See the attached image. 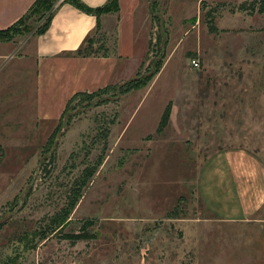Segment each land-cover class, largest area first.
<instances>
[{"label":"rangeland","instance_id":"rangeland-1","mask_svg":"<svg viewBox=\"0 0 264 264\" xmlns=\"http://www.w3.org/2000/svg\"><path fill=\"white\" fill-rule=\"evenodd\" d=\"M243 1L149 0L147 35L140 33L127 75L151 74L150 62L161 55L162 64L126 94L118 88L129 79L76 99L58 119L38 121L33 96L27 106L15 96L20 89L9 103L0 93V264L215 261L212 250L230 243L231 227L209 220L197 192L199 169L234 146L264 160V12L252 10L251 0L247 10H232ZM56 2L35 5L16 33L35 34ZM168 104L169 121L158 132ZM98 157L82 184L83 169ZM77 190L67 224L41 237ZM215 230L225 232L224 242L215 241Z\"/></svg>","mask_w":264,"mask_h":264},{"label":"crops","instance_id":"crops-1","mask_svg":"<svg viewBox=\"0 0 264 264\" xmlns=\"http://www.w3.org/2000/svg\"><path fill=\"white\" fill-rule=\"evenodd\" d=\"M81 1L98 7L109 0ZM34 2L0 0V29L16 23ZM117 3V11L104 12L97 21L95 15L62 2L44 33L16 34L10 40H0V93L5 91L6 102L10 98L14 101L10 92L20 89L15 96L23 99L22 104L28 106L33 96L36 120H55L73 94L90 93L129 79L127 66L136 59L139 35H147L149 0ZM89 45L98 52L77 53ZM141 63L142 58L132 68L134 73ZM197 192L212 215L209 220L215 226L231 227L230 243L224 242V231L215 230V241L224 244L212 250L215 261L207 264H264L263 158L241 146L215 152L199 169ZM205 248L208 252L211 247L207 244Z\"/></svg>","mask_w":264,"mask_h":264},{"label":"trees","instance_id":"trees-1","mask_svg":"<svg viewBox=\"0 0 264 264\" xmlns=\"http://www.w3.org/2000/svg\"><path fill=\"white\" fill-rule=\"evenodd\" d=\"M260 1L263 0H251L252 2V10H258L259 12H264V5H261L259 7H256V4ZM49 0H35V2L33 3V5L30 7L29 11L37 4L41 3L42 5L45 3H48ZM62 2H70L71 4L75 5L77 8H79L80 10H83L86 13L89 14H93L97 17V21L99 19L100 14L104 13V12H110V11H117L118 10V3L117 0H109L107 3H105L104 5L98 6V7H90L87 6L85 3H83L81 0H57L55 7L53 8V10L49 13L47 19L45 20L44 25L35 33V34H42L45 32V30L47 29V27L49 26V23L51 21L52 15L54 13V11L56 10V8L62 3ZM223 3H218L219 6ZM247 5V0L243 1L242 3H238L236 4L235 8H232V10H236V11H245L247 10L246 8ZM50 7V5L47 7V9ZM211 11H207V16H209V14L214 11L215 9H210ZM28 11V12H29ZM27 12V13H28ZM26 13V14H27ZM25 14V15H26ZM24 15V16H25ZM23 16V17H24ZM20 18L16 23H14L13 25L5 28V29H0V40H10L12 39L18 31V28L16 26V24L23 19ZM100 28V23L97 22V30ZM209 30L211 32H215L217 30V27L215 25H211L209 26ZM94 48L91 47V45L85 47V48H80L77 53L80 55H89V54H93V53H97L95 50H93ZM162 55L161 57L155 58L154 61H151V65H153V71L151 72V74L149 73V75L145 76L144 78H137L138 77V73L135 74L134 78H131L125 82H123L122 84L119 85L118 88V93L119 94H126L132 90L138 89L142 86H145L150 79L153 77V75L155 73H157L161 67L162 64ZM113 85L109 84L103 88H100L96 91L87 93V92H77L75 94H73L71 96V98L68 100L64 110H66L68 104L72 103L73 101H75L78 98L81 97H86V98H93L94 96L101 94V93H106ZM63 110V113H64ZM62 113V114H63ZM62 114L60 117H62ZM169 116H170V104H168L165 109L162 112L160 121L158 123V127H157V131L161 132L163 130V128L166 127L168 121H169ZM59 117V118H60ZM53 156V155H52ZM102 161V157H98V159L96 160L94 165H89L87 167H85L82 171V175H83V182L82 184H85V180H87L89 177H91L93 175V173L95 172L97 166L101 163ZM80 197V191L77 190V192L73 195V197L66 203V205L64 207H62L60 209V211L58 213H56L54 215V217L51 218V222L49 223V225L47 226L46 230H43L42 233H40L41 237H46V235L48 233H55L58 232L59 230H61L68 222V217L69 214L71 213L72 209L74 208L75 204L77 203L78 199ZM65 238H69L72 240H80L82 238H84L82 233H66L65 234Z\"/></svg>","mask_w":264,"mask_h":264},{"label":"built area","instance_id":"built-area-1","mask_svg":"<svg viewBox=\"0 0 264 264\" xmlns=\"http://www.w3.org/2000/svg\"><path fill=\"white\" fill-rule=\"evenodd\" d=\"M191 66H193L194 68H198L199 67V61L197 59H192L190 61Z\"/></svg>","mask_w":264,"mask_h":264}]
</instances>
